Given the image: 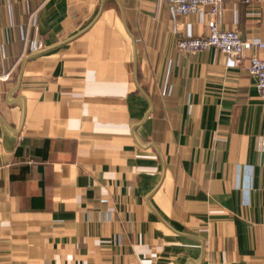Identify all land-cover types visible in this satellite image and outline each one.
Masks as SVG:
<instances>
[{"label":"crops","instance_id":"crops-1","mask_svg":"<svg viewBox=\"0 0 264 264\" xmlns=\"http://www.w3.org/2000/svg\"><path fill=\"white\" fill-rule=\"evenodd\" d=\"M218 22L264 41V0ZM187 33L163 0H0V264H264L263 52Z\"/></svg>","mask_w":264,"mask_h":264},{"label":"built area","instance_id":"built-area-1","mask_svg":"<svg viewBox=\"0 0 264 264\" xmlns=\"http://www.w3.org/2000/svg\"><path fill=\"white\" fill-rule=\"evenodd\" d=\"M175 15L200 14L205 18L208 35L193 36L187 33L179 38L177 47L187 54L203 52L209 48L226 56L230 64H235L245 51L257 49L263 56H253L249 59V74L255 78L256 88L264 106V41L258 39L244 40L236 31L219 29L218 15L225 0H163ZM209 7L208 11H204ZM7 77V75H6Z\"/></svg>","mask_w":264,"mask_h":264}]
</instances>
